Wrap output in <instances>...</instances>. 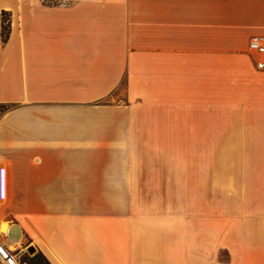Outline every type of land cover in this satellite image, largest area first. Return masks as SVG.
Returning a JSON list of instances; mask_svg holds the SVG:
<instances>
[{"label": "crops", "instance_id": "0c3cea01", "mask_svg": "<svg viewBox=\"0 0 264 264\" xmlns=\"http://www.w3.org/2000/svg\"><path fill=\"white\" fill-rule=\"evenodd\" d=\"M257 35L264 0H0L10 244L51 264H264Z\"/></svg>", "mask_w": 264, "mask_h": 264}, {"label": "built area", "instance_id": "2783aa9c", "mask_svg": "<svg viewBox=\"0 0 264 264\" xmlns=\"http://www.w3.org/2000/svg\"><path fill=\"white\" fill-rule=\"evenodd\" d=\"M250 52L256 56L257 66L264 69V35L253 36L249 42ZM7 195V174L0 170V197ZM28 247L10 244L7 231L0 230V264H30Z\"/></svg>", "mask_w": 264, "mask_h": 264}, {"label": "rangeland", "instance_id": "374dc122", "mask_svg": "<svg viewBox=\"0 0 264 264\" xmlns=\"http://www.w3.org/2000/svg\"><path fill=\"white\" fill-rule=\"evenodd\" d=\"M9 239L12 243L18 244L21 240V231L15 227L11 228L9 234ZM30 253V252H29ZM37 250L35 252L30 253L29 258L35 257V259L39 260L41 264H51L44 256L41 254H37Z\"/></svg>", "mask_w": 264, "mask_h": 264}, {"label": "trees", "instance_id": "16d2710c", "mask_svg": "<svg viewBox=\"0 0 264 264\" xmlns=\"http://www.w3.org/2000/svg\"><path fill=\"white\" fill-rule=\"evenodd\" d=\"M5 32L7 30V27L4 28ZM6 34V33H5ZM6 36V35H5ZM9 108L8 105L5 104H0V113L4 112L5 110H7ZM37 254H41L42 256H44L42 253H37ZM30 264H41L39 260L35 259V257L30 258Z\"/></svg>", "mask_w": 264, "mask_h": 264}, {"label": "water", "instance_id": "95a60500", "mask_svg": "<svg viewBox=\"0 0 264 264\" xmlns=\"http://www.w3.org/2000/svg\"><path fill=\"white\" fill-rule=\"evenodd\" d=\"M28 251H29L30 253L35 252V247H34V246L29 247V248H28Z\"/></svg>", "mask_w": 264, "mask_h": 264}, {"label": "bare ground", "instance_id": "6f19581e", "mask_svg": "<svg viewBox=\"0 0 264 264\" xmlns=\"http://www.w3.org/2000/svg\"><path fill=\"white\" fill-rule=\"evenodd\" d=\"M2 231H6V228H3Z\"/></svg>", "mask_w": 264, "mask_h": 264}]
</instances>
